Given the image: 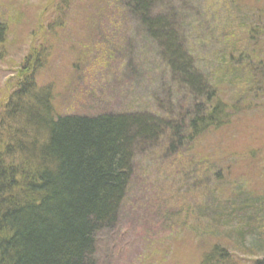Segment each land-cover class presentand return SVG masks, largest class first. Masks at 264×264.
<instances>
[{
	"label": "rangeland",
	"instance_id": "obj_1",
	"mask_svg": "<svg viewBox=\"0 0 264 264\" xmlns=\"http://www.w3.org/2000/svg\"><path fill=\"white\" fill-rule=\"evenodd\" d=\"M93 2L0 0V100L13 90L21 66L35 62L34 84L49 91L60 115L142 112L170 126L131 152L133 173L118 223L96 235L93 263L203 264L215 247L226 257L207 264L250 263V233L256 230L255 241L264 246L258 235L264 238V214L247 206L264 177V70L244 65L238 74L226 61L253 47L251 63L264 65V30L257 39L247 32L254 21L264 28V0H160L154 6L153 15L172 10L184 50L197 59L201 75L215 81L221 102L234 107L222 108L223 124L189 146L182 142L181 118L200 98L187 100L185 82L171 80L144 27L107 0ZM179 119L181 131L173 136ZM224 170L227 179L216 182L213 172Z\"/></svg>",
	"mask_w": 264,
	"mask_h": 264
},
{
	"label": "trees",
	"instance_id": "obj_2",
	"mask_svg": "<svg viewBox=\"0 0 264 264\" xmlns=\"http://www.w3.org/2000/svg\"><path fill=\"white\" fill-rule=\"evenodd\" d=\"M96 1L94 6L101 5L102 0ZM152 1L149 11L151 0H107V5L127 13L144 27L162 60L169 61L165 63L171 80L184 81L189 96L200 98L181 118L182 142L189 146L197 137L206 136L208 128L223 124L222 108L234 107L221 102L215 81L203 77L202 68L196 67L197 59L184 50V38L172 10L153 15L160 0ZM252 7L257 10L259 6ZM247 10L250 14L255 11L251 7ZM256 23L247 27L252 39L260 37L257 30H264ZM4 29L0 24V43ZM261 41L256 42L257 54ZM254 57L253 47L234 56L228 54L229 71L239 74L244 65L250 70L252 66L264 70L261 62L251 63ZM36 58L33 56V61ZM22 68L13 90L7 88L0 100V264H94L96 235L112 232L110 228L118 223L119 207L133 173L131 152L152 142L161 128L170 126L138 112L60 115L50 102L49 91L34 84L35 62ZM204 70L211 74L209 67ZM217 75L211 74L215 79ZM262 76L264 79V72ZM253 83L256 92L258 87ZM181 119L176 128H171L173 136L181 131ZM213 174L216 182H220V176L227 179L226 170ZM261 180L264 187V177ZM258 235L264 240L261 233ZM256 245L258 251H248L250 263L244 264H264V253L259 250L264 246ZM215 249L205 255L203 264L210 257H226Z\"/></svg>",
	"mask_w": 264,
	"mask_h": 264
},
{
	"label": "bare ground",
	"instance_id": "obj_3",
	"mask_svg": "<svg viewBox=\"0 0 264 264\" xmlns=\"http://www.w3.org/2000/svg\"><path fill=\"white\" fill-rule=\"evenodd\" d=\"M154 2L151 0V3L149 4V7H148V10L147 11H149V8H151V5L153 4ZM160 4V1H157L156 3H155V6H157V5H159ZM143 21H145V20H143ZM165 62H167V63H169V61L166 59V61ZM190 98L191 97H188L187 98V100H190ZM187 107H188V104H187ZM161 121V120H160ZM164 124L166 123L167 124V122L165 121V120H163L162 121ZM259 172L260 173H264V166H262L261 168H260V170H259ZM260 186V188L261 189H258V191L256 192V194H257V197H258V199L257 200H253V198L252 199H250L249 200V202L247 203V206L249 207V208H252V207H257V212L260 214V215H263L264 214V187L263 186H261V185H259ZM258 186V187H259ZM237 198H234L233 200H236ZM221 210V209H220ZM219 210V211H220ZM117 221H118V218H117ZM257 234V231L256 230H254V232H251L250 233V235L252 236V238L254 239V241L257 239L256 237H255V235ZM256 243H258V244H260L261 246H263L260 242H258V241H256ZM256 243H254L253 241L249 244L250 245V249H249V251L251 252L252 251V254H254V253H256L257 251H258V246L256 245ZM260 250V252H262V254L264 253V250L262 251V249H259ZM260 253H258V255H259ZM205 257V256H204ZM218 260V259H217ZM226 260V259H225ZM219 261V260H218ZM227 262V261H226ZM227 264H232V262L230 261V263H227Z\"/></svg>",
	"mask_w": 264,
	"mask_h": 264
}]
</instances>
